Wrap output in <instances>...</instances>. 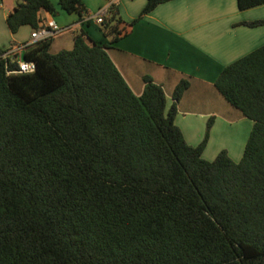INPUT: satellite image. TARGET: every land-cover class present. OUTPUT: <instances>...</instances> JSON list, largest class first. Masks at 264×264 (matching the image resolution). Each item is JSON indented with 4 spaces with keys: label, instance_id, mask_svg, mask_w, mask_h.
Here are the masks:
<instances>
[{
    "label": "trees",
    "instance_id": "16d2710c",
    "mask_svg": "<svg viewBox=\"0 0 264 264\" xmlns=\"http://www.w3.org/2000/svg\"><path fill=\"white\" fill-rule=\"evenodd\" d=\"M172 0H147L141 16ZM83 22V0H58ZM264 0H237L241 11ZM50 0H18L11 33L39 30ZM118 6L101 24L122 35ZM264 26V20L246 22ZM53 37L26 46L27 74L0 50V264H264V46L225 67L215 87L253 122L243 156L203 158L208 132L190 146L175 124L189 88L167 110L145 77L135 95L109 44L82 31L70 50Z\"/></svg>",
    "mask_w": 264,
    "mask_h": 264
},
{
    "label": "crops",
    "instance_id": "0c3cea01",
    "mask_svg": "<svg viewBox=\"0 0 264 264\" xmlns=\"http://www.w3.org/2000/svg\"><path fill=\"white\" fill-rule=\"evenodd\" d=\"M83 1L92 17L110 3L117 4L122 35L110 43L111 37L104 35L95 19L83 22L78 15L61 10L58 0H50L57 13L53 16L41 10L40 25L56 23L70 32L64 41L58 39L62 38L60 33L53 36L52 47L57 44V52L72 49L74 36L82 31L94 41L109 44L108 55L132 92L140 96L145 88L144 78L150 77L162 87L167 110L173 103L175 87L187 80L189 88L178 103L175 117L185 141L193 147L201 144L211 121L203 158L212 161L225 150L238 162L253 122L231 106L215 82L225 67L264 46V26L243 25L264 20V4L241 11L237 0H172L141 16L147 0ZM17 3L18 0H0V50L8 53L34 44L31 39L34 31L29 26L15 34L8 28L6 19ZM229 139L233 146L230 142L228 145L239 158L227 148L225 143Z\"/></svg>",
    "mask_w": 264,
    "mask_h": 264
},
{
    "label": "built area",
    "instance_id": "2783aa9c",
    "mask_svg": "<svg viewBox=\"0 0 264 264\" xmlns=\"http://www.w3.org/2000/svg\"><path fill=\"white\" fill-rule=\"evenodd\" d=\"M114 3V2H112ZM110 3L109 6L112 4ZM103 9L97 13L94 17L88 15L85 17L84 21H90V19H95L96 23L102 24L104 18L108 15V9ZM66 29L60 28L56 23H50L48 26H42L39 30L34 31L31 35L32 43H37L41 40L49 39L58 33H61L65 31ZM26 46H20L16 49L10 51L8 54H15L18 55L17 57V64L18 69L16 71H9L8 74H27V73H33L36 70V64L31 61H25L23 59V51Z\"/></svg>",
    "mask_w": 264,
    "mask_h": 264
},
{
    "label": "rangeland",
    "instance_id": "374dc122",
    "mask_svg": "<svg viewBox=\"0 0 264 264\" xmlns=\"http://www.w3.org/2000/svg\"><path fill=\"white\" fill-rule=\"evenodd\" d=\"M62 34V38H58V39H63V41L64 40H66V37H69V35H70V32H66V31H63V32H61L60 33V35ZM58 41V40H57ZM58 43V42H57ZM57 48H58V45L56 44L55 46H53L52 47V49H51V52L52 53H56L57 52ZM70 48V47H69ZM72 48V47H71ZM226 132H223V134H225ZM230 137H231V135H230ZM229 142H230V144L233 146V142H232V139H229L225 144H226V146H227V148H229V150H231V152H232V146L231 145H228L229 144ZM236 148V147H235ZM217 150V149H216ZM208 151V150H207ZM242 151H243V149H242ZM240 152V154H242L243 152ZM232 155L235 157V158H239V155H235V153H233L232 152ZM215 159V158H214ZM213 159V160H214ZM212 160V161H213Z\"/></svg>",
    "mask_w": 264,
    "mask_h": 264
}]
</instances>
